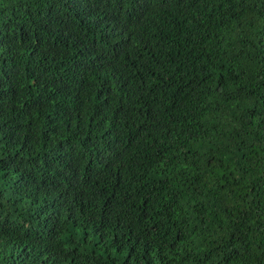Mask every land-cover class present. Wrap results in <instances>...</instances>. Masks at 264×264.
I'll list each match as a JSON object with an SVG mask.
<instances>
[{
    "label": "trees",
    "instance_id": "obj_1",
    "mask_svg": "<svg viewBox=\"0 0 264 264\" xmlns=\"http://www.w3.org/2000/svg\"><path fill=\"white\" fill-rule=\"evenodd\" d=\"M0 264H264V0H0Z\"/></svg>",
    "mask_w": 264,
    "mask_h": 264
}]
</instances>
